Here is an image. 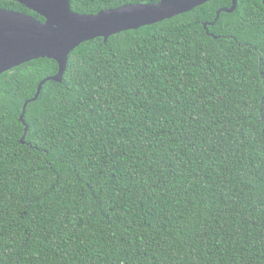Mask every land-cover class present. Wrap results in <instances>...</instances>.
Instances as JSON below:
<instances>
[{"label": "trees", "instance_id": "trees-1", "mask_svg": "<svg viewBox=\"0 0 264 264\" xmlns=\"http://www.w3.org/2000/svg\"><path fill=\"white\" fill-rule=\"evenodd\" d=\"M230 6L81 43L24 143L58 64L0 75V264H264V4L203 27Z\"/></svg>", "mask_w": 264, "mask_h": 264}, {"label": "water", "instance_id": "water-1", "mask_svg": "<svg viewBox=\"0 0 264 264\" xmlns=\"http://www.w3.org/2000/svg\"><path fill=\"white\" fill-rule=\"evenodd\" d=\"M40 15L36 16L10 9L0 8V75L21 64L38 58L53 59L58 71L42 79L35 95L25 101L19 120L24 125L20 142L24 143L27 126L24 112L28 103L36 101L42 86L47 81L62 82L69 54L81 43L102 37L104 41L119 32L138 29L179 14L210 0H159L157 2L128 3L118 7L103 9L94 14L74 12L70 0H10ZM264 4V0H262ZM237 0H231L229 8L216 11L213 25L222 12L232 13ZM109 21L103 26L98 20ZM212 35V34H211Z\"/></svg>", "mask_w": 264, "mask_h": 264}, {"label": "flooded vegetation", "instance_id": "flooded-vegetation-1", "mask_svg": "<svg viewBox=\"0 0 264 264\" xmlns=\"http://www.w3.org/2000/svg\"><path fill=\"white\" fill-rule=\"evenodd\" d=\"M150 1H152V2H157V1H159V0H146L145 2H150ZM71 4V3H70ZM124 4H128V3H124ZM123 4V5H124ZM121 6V5H120ZM109 9V8H108ZM103 10V9H102ZM100 11V10H99ZM27 14H30V13H27ZM30 15H33V14H30ZM37 15V14H36ZM36 15H33V16H36ZM40 16V15H39ZM37 17V16H36ZM38 18V17H37ZM42 19H43V21H44V18L42 17ZM42 19H39V20H42Z\"/></svg>", "mask_w": 264, "mask_h": 264}, {"label": "snow or ice", "instance_id": "snow-or-ice-1", "mask_svg": "<svg viewBox=\"0 0 264 264\" xmlns=\"http://www.w3.org/2000/svg\"><path fill=\"white\" fill-rule=\"evenodd\" d=\"M109 21H107V20H105V19H100V20H98V24L100 25V26H103V25H105L106 23H108Z\"/></svg>", "mask_w": 264, "mask_h": 264}]
</instances>
